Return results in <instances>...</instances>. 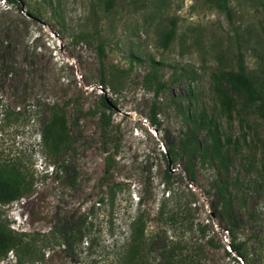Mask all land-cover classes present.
<instances>
[{
  "label": "rangeland",
  "instance_id": "obj_1",
  "mask_svg": "<svg viewBox=\"0 0 264 264\" xmlns=\"http://www.w3.org/2000/svg\"><path fill=\"white\" fill-rule=\"evenodd\" d=\"M21 1L19 7L0 0V164L19 163L34 185L32 193L22 195L24 205L0 206V219L16 226L20 217L28 233H47L58 215L97 206L107 190L100 181L107 150L115 161L106 181L116 190V233L102 234L103 244L113 238L123 242L139 195L148 216L146 237H181V230L155 219L169 184L177 197L193 201L194 229L198 223L209 225L205 237L197 231L182 236L199 244L212 239L204 247L202 264H264V120L242 106L222 81V73L235 68L238 54L251 74L264 77V0H228L229 15L207 0H117L109 12L103 0ZM172 25L174 37L164 47L162 34ZM152 65L165 84L157 95L154 82L147 89L144 81ZM101 95L116 103L110 111L113 139L104 147ZM53 103L65 113L71 135L60 156L49 155L41 138L48 114L44 104ZM4 107L15 120L2 119ZM185 113L214 120L227 149L226 168L198 157L188 163L179 146L191 127ZM198 132L203 147L206 131ZM168 148L178 155L169 162L172 176L166 182ZM188 167L195 172L193 181ZM219 177L232 182L236 241L244 242L246 259L229 249L225 223L211 211ZM100 212L99 227L107 230L105 211ZM63 248L46 247L43 259L32 264H83ZM95 257L93 264H115L111 256ZM0 264H15L10 251Z\"/></svg>",
  "mask_w": 264,
  "mask_h": 264
},
{
  "label": "trees",
  "instance_id": "obj_2",
  "mask_svg": "<svg viewBox=\"0 0 264 264\" xmlns=\"http://www.w3.org/2000/svg\"><path fill=\"white\" fill-rule=\"evenodd\" d=\"M8 2H17L21 7V0H7ZM214 2L219 7L223 8L226 13L230 14L228 0H207ZM117 0H103V9L107 12L113 10ZM33 17L31 12L26 13ZM174 25L162 34V45L167 47L169 42L174 37ZM264 33V28H263ZM98 48L102 50L99 45ZM158 69L152 65L150 74L145 76L144 81H148L147 89H151L152 81L154 82V94L157 95L165 84L158 78ZM222 81L228 85L229 90L240 100L242 106L251 109L264 120V77H255L251 74L243 62L242 55L238 54L236 66L234 69L222 73ZM101 82L105 83L102 78ZM100 113L99 120L101 122V142L102 146L109 145L112 141L110 136L111 114L110 111L115 107L116 103L112 98L104 95L100 96ZM44 110L48 113L47 119L41 130L42 144L45 151L49 155L60 156L69 147L71 139L69 125L65 113L61 111L57 104H44ZM153 112V110H152ZM185 118L190 124V129L185 133V138L179 143L180 149L188 159V163L192 164L195 157L206 159L207 162L215 160L222 167L226 168L228 162L227 149H224V143L221 140L219 129L217 128L212 118L205 119L204 115H199L192 118L189 113H185ZM11 112L6 107L2 110V119L8 122L12 119ZM17 117V116H16ZM196 119V120H195ZM152 123L157 126L158 121L155 113L151 115ZM192 123V124H191ZM194 125V126H193ZM199 129H205L206 138L203 142V147L199 140ZM114 148H117L116 142H113ZM264 153V142L262 144ZM105 149V148H104ZM108 153L104 158V169L101 182L107 188L105 196L98 198L97 206L94 204L87 210L76 214L58 215V222L47 233L41 232H18L10 227V223H4L0 219V259L7 256L8 252L15 259V264H32L42 260L44 249L50 245H63V250L74 261H80L83 264H93L96 260L95 256L102 255L111 256V260L115 264H202L204 257V247L212 244L211 238L204 239L201 244L196 240H183L182 236L187 232L197 231L201 236L205 237L208 224L196 225L194 229L193 219L191 217L192 200L177 197L170 188L166 186L164 192L166 195L160 202L155 219L160 223L169 226L172 229L181 230L180 236L172 234L170 239L155 235L148 239L145 235L147 226V215L142 209L143 201L141 195L136 199L135 212L129 216L130 220L127 223V230L123 232V242H118L116 238L112 239L109 244H103L100 236L107 234L109 237L115 235L113 222V201L115 197V186L107 184L106 181L110 176V171L114 167L113 155ZM170 160L166 159V182H169L172 174L169 168V162L173 163L177 158L178 152L168 148ZM65 168V167H63ZM66 169V168H65ZM64 172L66 173V170ZM73 170V169H72ZM264 172V161L262 165ZM53 171V169H52ZM190 180L195 179V172L191 167L187 169ZM70 177V182L75 183L77 173ZM56 178H60L55 173ZM107 184V185H106ZM34 181L32 175L21 168L19 163H4L0 164V204L7 205L18 200L22 195L33 192ZM232 187V182L223 177L215 180L213 186L216 195V203L212 205L211 211L219 214L221 221L225 223L226 234L229 239V249L233 250L241 258L246 259L243 252V243L236 241V225L232 218V193L229 188ZM164 195V194H163ZM109 206L111 207L109 210ZM218 207V208H217ZM108 208V209H107ZM101 211H105V223H109L107 230H102L99 225L102 223L99 219ZM125 213V210H124ZM109 215V216H108ZM176 237L175 239H173ZM161 240V241H159ZM102 250L103 252H99ZM157 257L158 262H155L154 257ZM94 257V258H93ZM92 258V261L89 260ZM154 259V260H153ZM112 264V263H111Z\"/></svg>",
  "mask_w": 264,
  "mask_h": 264
},
{
  "label": "built area",
  "instance_id": "obj_3",
  "mask_svg": "<svg viewBox=\"0 0 264 264\" xmlns=\"http://www.w3.org/2000/svg\"><path fill=\"white\" fill-rule=\"evenodd\" d=\"M98 90L100 91V92H103L102 90H103V87L100 85L99 87H98ZM147 120L145 119V122H146ZM192 184H190V186H191ZM15 202V201H14ZM13 203V202H12ZM17 205H24V203H25V198H23V197H21V198H19L18 200H16V202H15ZM0 206H2L1 204H0ZM18 224H16V226H14V224L12 223V224H10V226H11V228L12 229H14V230H16V231H18V232H27V231H29L28 230V228H27V225H26V223H25V220H22V219H20V217L18 218ZM224 238H225V240L226 241H228L227 240V234L224 236Z\"/></svg>",
  "mask_w": 264,
  "mask_h": 264
}]
</instances>
